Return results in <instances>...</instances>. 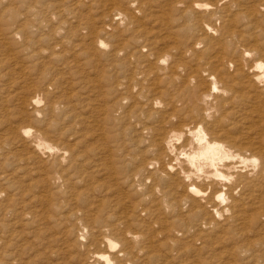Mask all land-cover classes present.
<instances>
[{"label": "rangeland", "instance_id": "rangeland-1", "mask_svg": "<svg viewBox=\"0 0 264 264\" xmlns=\"http://www.w3.org/2000/svg\"><path fill=\"white\" fill-rule=\"evenodd\" d=\"M108 3L0 0V34L9 41L7 47H0V264H103L96 254L105 252L112 254L115 264H264V245L257 247L261 250L254 248L258 252H238L218 237L173 234L164 228L163 221L177 215L167 207L165 189L155 188L149 180L138 154L148 141L129 111L141 107L142 102L134 107L123 100L118 105L126 94L118 87V66L111 65L112 58H100V73L72 64L61 70L60 64L70 52L75 58L85 55L94 27L109 30L118 25ZM118 3L127 12L129 7L135 16L134 23L119 27L124 38H130L136 29L154 30L161 15L156 10L163 5L160 0L139 10L140 2L135 6L123 0ZM35 5L45 19L51 20L53 12L61 13L62 35L71 42L67 50L55 48L63 57L50 59L53 47L47 42L39 45L46 59L35 55L39 47H26L27 38L35 35L33 23L25 36L11 34L32 19L28 10ZM102 39L112 40L106 34ZM17 50H21L17 59L7 57ZM88 70L93 71L90 79H83L82 73ZM35 96L42 98L40 114L28 106ZM24 105L28 112L21 110ZM52 105L55 108H49ZM99 107H107L114 115L100 116ZM105 117L117 120L112 124ZM97 121L107 129L105 138L97 130ZM28 128L63 152L74 145L81 157L72 161L69 157L64 169L53 168L36 152L33 136L23 134ZM102 148L113 150L109 154L113 167L104 165L106 152ZM28 157L31 159L26 160ZM52 171L71 177V181L58 187L55 173L47 175ZM108 236L118 242L113 252L104 240ZM263 238H259L261 242ZM122 253L125 255H119Z\"/></svg>", "mask_w": 264, "mask_h": 264}, {"label": "bare ground", "instance_id": "bare-ground-1", "mask_svg": "<svg viewBox=\"0 0 264 264\" xmlns=\"http://www.w3.org/2000/svg\"><path fill=\"white\" fill-rule=\"evenodd\" d=\"M123 1L131 6L140 2L138 9L147 10L160 0ZM162 1L154 30L136 29L130 38H124L119 27L134 23V11L126 7L127 12L118 0H108L106 5L119 19L118 25L109 30L94 27L85 55L75 58L69 51L61 70L72 64L100 73V58H112L111 65L118 66V87L126 94L118 105L123 100L134 107L142 102L129 115L146 133L148 143L137 153L145 162L148 178L155 188L165 189L167 207L177 215L164 220V228L173 234L218 237L222 243L233 244L234 251H256L254 248L264 245L259 239L264 235V0ZM41 11L38 5L30 8L32 19L11 34L25 36L33 23L35 35L27 38L26 47L40 48V43L47 42L53 47L50 59L63 57L55 48L67 50L71 42L62 35L61 13L53 12V20H49L38 14ZM104 34L112 43L102 39ZM8 45L0 34V47ZM42 49L34 53L46 59L41 56ZM21 50L7 57L17 59L15 55ZM92 72L82 73V78L87 79ZM41 102L42 98L35 96L28 106L40 114ZM28 106L21 110L28 112ZM97 111L100 116L114 115L107 107ZM106 119L112 124L117 120ZM95 125L105 138L107 129L98 121ZM23 134L33 136L36 152L53 168L64 169L69 157L70 161L81 157L74 145L63 152L31 128ZM102 149L106 152L104 165L113 167L109 156L113 150ZM51 173H55L58 187L71 181L56 171L47 175ZM104 240L111 252L116 250L117 241L109 236ZM96 257L103 264H115L111 253H97Z\"/></svg>", "mask_w": 264, "mask_h": 264}]
</instances>
